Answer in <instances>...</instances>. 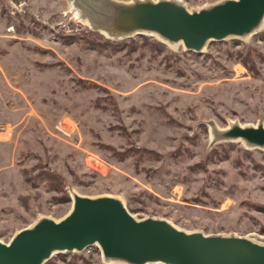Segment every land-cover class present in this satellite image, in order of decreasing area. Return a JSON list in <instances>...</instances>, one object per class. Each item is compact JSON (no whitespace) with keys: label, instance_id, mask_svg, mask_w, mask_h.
Wrapping results in <instances>:
<instances>
[{"label":"rangeland","instance_id":"1","mask_svg":"<svg viewBox=\"0 0 264 264\" xmlns=\"http://www.w3.org/2000/svg\"><path fill=\"white\" fill-rule=\"evenodd\" d=\"M179 1L197 10L222 0ZM74 11L69 0H0V124L10 131L0 240L62 218L72 189L117 197L137 219L264 243V148L248 154L210 135L264 125V20L194 53L146 34L107 39ZM64 254L44 264H122L97 246Z\"/></svg>","mask_w":264,"mask_h":264},{"label":"water","instance_id":"2","mask_svg":"<svg viewBox=\"0 0 264 264\" xmlns=\"http://www.w3.org/2000/svg\"><path fill=\"white\" fill-rule=\"evenodd\" d=\"M89 29L107 39L150 35L201 53L211 41L245 38L264 20V0H222L188 10L179 0H69ZM213 141L264 148V125L212 126ZM71 208L60 219L40 217L0 240V264H44L58 253L97 246L106 263L264 264V243L238 235L188 232L165 219L135 218L114 196H82L72 189Z\"/></svg>","mask_w":264,"mask_h":264},{"label":"trees","instance_id":"3","mask_svg":"<svg viewBox=\"0 0 264 264\" xmlns=\"http://www.w3.org/2000/svg\"><path fill=\"white\" fill-rule=\"evenodd\" d=\"M93 34H96L97 32H92ZM264 35V32H261V36H263ZM139 36H142V35H139ZM65 38H67V37H65ZM121 46V44H117V45H114V44H112V43H110V42H108V41H104V42H99V43H94L93 42V40L91 41V47H97V49H99V50H102V49H105V48H109V47H116V48H119ZM253 150H255V149H251V148H249L248 150H247V153L248 154H250L251 153V151L253 152ZM257 150V149H256ZM51 178L52 179H55L53 176L51 177V176H48V182H50L51 183ZM53 181V180H52ZM55 183V182H54ZM56 185V184H55ZM59 185V184H58ZM53 189L54 190H56V191H60V189L58 188V186H56V187H53ZM60 254H63V255H67V254H64V253H58L57 255H60ZM68 264H75V262H69Z\"/></svg>","mask_w":264,"mask_h":264},{"label":"built area","instance_id":"4","mask_svg":"<svg viewBox=\"0 0 264 264\" xmlns=\"http://www.w3.org/2000/svg\"><path fill=\"white\" fill-rule=\"evenodd\" d=\"M8 136H10L8 126L5 124H0V140H5V138Z\"/></svg>","mask_w":264,"mask_h":264},{"label":"bare ground","instance_id":"5","mask_svg":"<svg viewBox=\"0 0 264 264\" xmlns=\"http://www.w3.org/2000/svg\"><path fill=\"white\" fill-rule=\"evenodd\" d=\"M72 8H73V7H72ZM74 12H75V13L78 15V13H77V11H76V10H75ZM78 16H79V15H78ZM84 22H85V21H84ZM84 22H83V23H84Z\"/></svg>","mask_w":264,"mask_h":264}]
</instances>
